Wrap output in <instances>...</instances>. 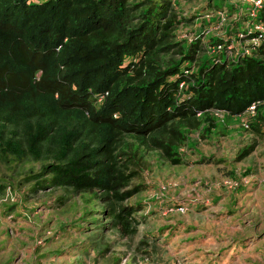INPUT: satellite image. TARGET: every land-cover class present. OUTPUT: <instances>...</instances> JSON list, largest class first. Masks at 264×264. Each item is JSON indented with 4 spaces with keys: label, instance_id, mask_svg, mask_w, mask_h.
<instances>
[{
    "label": "trees",
    "instance_id": "16d2710c",
    "mask_svg": "<svg viewBox=\"0 0 264 264\" xmlns=\"http://www.w3.org/2000/svg\"><path fill=\"white\" fill-rule=\"evenodd\" d=\"M218 1L180 45L170 0H0V161L41 162L48 177L36 187L88 192L104 225L135 233L138 208L126 201L138 191L128 162L139 147L178 164L191 131L210 134L252 103L247 125L264 122V31L230 55L210 53L223 36H201L218 12L222 35L264 28V0Z\"/></svg>",
    "mask_w": 264,
    "mask_h": 264
},
{
    "label": "rangeland",
    "instance_id": "374dc122",
    "mask_svg": "<svg viewBox=\"0 0 264 264\" xmlns=\"http://www.w3.org/2000/svg\"><path fill=\"white\" fill-rule=\"evenodd\" d=\"M211 3L170 0L179 20L172 40L198 36L193 22ZM217 24L201 36L223 32ZM220 45L228 54L230 42ZM189 139L178 164L141 147L129 160L138 191L126 203L138 208L137 226L124 237L104 225L92 194L36 187L48 177L38 176L41 162L0 161V264H264V122L224 116L212 133Z\"/></svg>",
    "mask_w": 264,
    "mask_h": 264
},
{
    "label": "built area",
    "instance_id": "2783aa9c",
    "mask_svg": "<svg viewBox=\"0 0 264 264\" xmlns=\"http://www.w3.org/2000/svg\"><path fill=\"white\" fill-rule=\"evenodd\" d=\"M252 3L254 6L258 7L260 6V2L259 0H257L258 4H256V0H248L247 3L249 4ZM253 14V12H251ZM217 22L218 24L215 25L216 28L221 29V26L224 24V16L223 14H221L220 12L217 13ZM216 23V22H215ZM214 23V24H215ZM213 24V23H212ZM261 27L260 29H257L255 27ZM207 28H209V25L207 26ZM206 28V29H207ZM245 28V27H244ZM246 32L243 31H236V33L232 34H227V35H222V32L220 31V34H217L219 36H223L224 40L223 42L217 43L215 45L210 46V53H222L221 50V45L220 44H226L228 42H230V46H229V52L228 54L225 55H230L232 53L233 47L240 50V51H244L245 53H247L248 48L245 47V45L243 46L242 44H247L248 42H257V38H252L248 36V33H252L255 30H259V31H264V28L262 25L259 24H254V25H250L248 26V28H245ZM254 30V31H252ZM208 32V31H207ZM259 35V34H258ZM260 37V36H259ZM227 41V42H226ZM226 42V43H225ZM220 49V50H219ZM223 50H225V48L223 47ZM225 53V52H223ZM255 113V105L254 103H252L242 114V121L244 122V125H247L248 122V118H250L251 116H253ZM212 114L215 115L218 118L223 117L224 112L221 110H214L212 111Z\"/></svg>",
    "mask_w": 264,
    "mask_h": 264
},
{
    "label": "clouds",
    "instance_id": "9594fccd",
    "mask_svg": "<svg viewBox=\"0 0 264 264\" xmlns=\"http://www.w3.org/2000/svg\"><path fill=\"white\" fill-rule=\"evenodd\" d=\"M242 114V113H241ZM241 114H240V116H241ZM237 116V115H236Z\"/></svg>",
    "mask_w": 264,
    "mask_h": 264
}]
</instances>
